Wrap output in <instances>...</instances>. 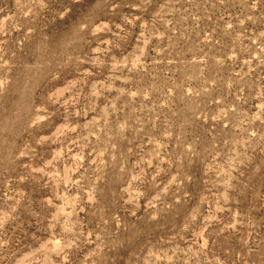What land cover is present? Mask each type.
I'll return each instance as SVG.
<instances>
[{"label": "rangeland", "instance_id": "obj_1", "mask_svg": "<svg viewBox=\"0 0 264 264\" xmlns=\"http://www.w3.org/2000/svg\"><path fill=\"white\" fill-rule=\"evenodd\" d=\"M0 264H264V0H0Z\"/></svg>", "mask_w": 264, "mask_h": 264}]
</instances>
